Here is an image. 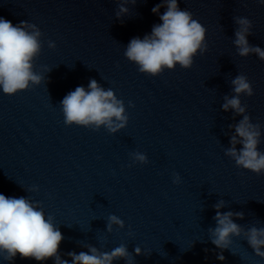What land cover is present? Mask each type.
Listing matches in <instances>:
<instances>
[{"label": "clouds", "instance_id": "obj_1", "mask_svg": "<svg viewBox=\"0 0 264 264\" xmlns=\"http://www.w3.org/2000/svg\"><path fill=\"white\" fill-rule=\"evenodd\" d=\"M137 0H121L117 19L128 14L125 4H135ZM264 4V0H259ZM166 11L159 15L160 21L153 25L151 33L143 39L134 37L128 43L124 55L138 66L141 73L157 76L165 69L172 70L176 65L189 69L193 65V58L199 52L207 51L205 43L206 29L193 19V14L178 6V0H162L152 8L154 14H159L160 8ZM238 25L235 30L233 43L240 57L255 54L264 61V49L249 44L247 37L251 35L252 22L246 17L235 16ZM40 29L32 23L21 21L16 25L0 17V88L9 96L32 86L45 82V77L33 71L34 58L41 52ZM48 46L54 48V42ZM231 97L225 95L221 105L223 111L232 110L235 116H242L238 123L229 125L234 132L230 136V147L225 149V155L234 160L236 167L250 170L260 175L264 173V152L258 150L261 140V125L252 123L246 114V105H242L240 96L251 97L254 92L248 78L238 74L231 80ZM64 114V123L90 127L98 131L104 126L109 133H116L128 123L124 102L117 99L112 89H105L95 79H90L87 89L77 86L70 91L60 102ZM131 106V104H130ZM241 145V147H237ZM133 162L148 163L147 156L141 152L130 153ZM181 178L173 173V183L179 184ZM37 191V188L30 189ZM226 206L224 200L213 205L216 214L213 217L215 227L208 229L209 240L221 252L217 259L224 261L223 250L229 249L232 237H242L256 256L264 258V227L255 226L245 230L234 222L233 217L243 219V212H221ZM124 228V222L116 215H109L106 230L113 231V226ZM131 234V233H129ZM64 239L61 231L53 223V217L46 218L39 202H33L23 196L11 197L0 193V257L5 261H12L19 254L22 259H34L42 262L54 258L55 264H69L68 260L61 259L59 246ZM88 250L68 252L71 264H113L114 261L124 259L126 264H133V255L128 252L127 246L121 244L111 251H100L88 244ZM135 254L144 255L141 248L134 249ZM233 253V252H232ZM234 254V253H233Z\"/></svg>", "mask_w": 264, "mask_h": 264}]
</instances>
